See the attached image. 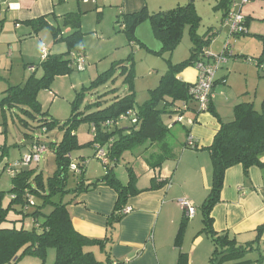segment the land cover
I'll return each instance as SVG.
<instances>
[{"label":"trees","instance_id":"16d2710c","mask_svg":"<svg viewBox=\"0 0 264 264\" xmlns=\"http://www.w3.org/2000/svg\"><path fill=\"white\" fill-rule=\"evenodd\" d=\"M232 1L222 0L221 5L217 7L226 11L225 20L229 16ZM146 21L151 22L156 37L162 43L161 51L156 52L159 55L163 52L173 53L181 43L184 29L188 26L192 42L189 58L179 64H173L168 60V71L162 76L158 87L150 91V99L141 106H136L135 103L133 72L128 67H123L124 70L128 69L124 73L127 74L126 82L130 83V94L117 97L103 110L85 113L81 119L77 118L76 107L73 105V115L64 126L45 118L46 114L42 111L38 96L41 91L50 90L57 77L71 74L77 58L85 59L84 53L79 50L83 43L81 15L79 13L66 15L62 27L72 30L68 36H64L61 29L51 25L45 17L24 23L31 27L35 34L48 29L54 42L65 43L67 51L62 54L49 53L46 58L42 55L37 68L28 65L32 73L30 78L24 85L9 87L0 106L4 112L5 107H17L33 120L40 117L38 121L41 128H46L48 132L58 126L64 130V136L60 143L40 145L46 148L45 152L49 149L55 155L56 171L48 180H44L43 174L38 172L37 168H31L37 163L17 169L12 177L8 175L12 188L8 192L0 191V264H17L27 254L35 255L44 261L50 250L55 251L54 264H112L109 257L106 261H99L92 251L94 247L105 251L111 239L107 236L105 240H97L80 234L73 226L69 206L75 202L79 194L88 192L99 184L112 188L117 193L115 212L108 222L109 234H112L116 225L125 216L123 212L129 199L141 192L137 189L138 174L134 165L126 166L129 178L127 184H123L115 174V169L123 156L128 153L135 155L142 148L146 155L149 154L146 161L143 157L148 169L162 168L166 162L177 159L176 150L180 142L178 139L176 141L177 136L173 130L177 124L181 125L184 122L176 121V117L185 118L186 115H192L193 123H196L197 117L205 113L199 110L198 101L191 93L193 84L178 79L183 71L196 67L197 62L203 58V52L212 42L209 32L204 36L198 35L201 18L194 4L189 3L156 13L143 10L127 16L122 14L118 16L117 23L121 25V30L127 35L128 41L135 45L137 29ZM39 69L42 71L41 77L36 75ZM104 77L108 79L110 74L106 73ZM101 82L102 79H99L96 84ZM212 98L206 112L218 118L213 110ZM123 117L127 118L122 120ZM166 117L169 118L170 124L165 120ZM133 119H137L138 123L133 124ZM80 122L92 125L91 130L94 133L92 142L83 145L78 142L75 130ZM126 122L130 123V127H123ZM220 125L221 128L208 149L213 165V184L202 207L204 231L212 236L215 245L209 264H226L243 259L256 250L254 245L260 243L264 232L263 225L257 231L256 241L241 247L237 246L235 240L226 235L218 236L213 231L211 212L220 202L227 170L241 165L245 176L248 177L251 167L264 166L261 162L264 157V113L256 111L252 103H242L235 107L234 119L228 123L220 122ZM35 146L39 144L35 142L28 154L33 152ZM88 146L94 147L95 157L98 156L99 147L106 150L108 158V162L103 163L106 173L91 184H88L85 178L87 163L84 159L75 160L72 156L73 152ZM25 155L5 166L3 172L7 173L10 166L22 160ZM73 163L79 168V173L71 170ZM1 175L0 173V177ZM71 176L78 177L76 186L72 188L69 186ZM165 184L166 182H162L156 188H163ZM7 195L10 200L6 204ZM48 209L49 212H45ZM11 212H15L20 218L9 222L8 216ZM186 221L188 219L185 217L181 230L186 226ZM7 223L11 225L7 227ZM257 262L264 264V259L261 258Z\"/></svg>","mask_w":264,"mask_h":264},{"label":"crops","instance_id":"0c3cea01","mask_svg":"<svg viewBox=\"0 0 264 264\" xmlns=\"http://www.w3.org/2000/svg\"><path fill=\"white\" fill-rule=\"evenodd\" d=\"M221 1L217 0V3L221 5ZM188 4L189 0H16L12 9L5 5L0 7V49L16 36L9 34V38H6L11 24L15 33L25 36V39L26 36L38 37L39 33L35 34L24 23L45 17L51 25L60 28L64 36H68L72 30L63 28L62 25L66 15L71 13L81 15L83 33V20L87 18L83 15L94 8L103 19L107 14H111L109 17L113 16L114 19L122 14L127 16L143 10L156 13ZM217 5L215 7L219 6ZM196 8L198 10L197 5ZM241 12L247 20V34L229 39V29L227 31L228 26L224 21L226 11L218 8V15H215L216 26L200 35L204 36L207 32L211 34L212 42L207 50L212 54L221 53L228 39L231 42L233 57L218 71L213 88L212 104L218 118L205 112L193 123L192 115H186L187 120L181 124L184 134L177 147L175 161H168L155 171L149 170L143 160L135 163V168H138L140 162L146 167L139 173L136 170L137 189L141 192L129 199L126 209L130 212L125 214L112 234H109L108 222L115 212L117 202V193L112 188L99 184L88 192L79 194L69 206L73 226L80 234L97 240H105L107 236L111 239L105 251L98 247L92 248L95 255L98 252L103 255V261L109 257L112 264H209L213 257L215 245L212 236L204 231L202 211L213 184V165L208 149L221 128L220 122L228 123L234 119L237 105H254L251 99L246 100L245 90L240 92V88L234 84L236 76L246 78V69L254 68L249 62L236 60L237 56L256 59V67L264 69V0L247 4ZM2 21L4 24L1 25ZM79 50H82L86 60L85 49L81 46ZM49 53L54 54L51 50ZM179 63L181 62L173 64ZM28 71L31 72L29 69ZM197 76V70L191 67L183 71L178 79L194 84ZM258 94L257 89L255 95ZM189 137H192L197 149L187 147ZM30 142L32 144L27 145L28 152L23 155L28 154L35 144L32 140L27 143ZM261 162L264 164V157ZM119 179L123 184L129 181L128 176L126 180ZM86 180L91 184L98 179L87 177ZM162 182H166L165 186L156 188ZM75 186L76 183L73 187ZM182 199H188L195 205L196 214L192 220L186 221V226L181 230L185 220L179 203ZM199 211L202 218L198 217ZM211 218L213 231L218 236L226 235L241 247L255 242L258 229L264 225V166L251 167L248 177L241 165L227 170L220 202L213 207ZM254 248L256 250L243 259L226 264H258L257 261L264 259V232L260 243L255 244ZM24 264L39 263L29 259Z\"/></svg>","mask_w":264,"mask_h":264},{"label":"rangeland","instance_id":"374dc122","mask_svg":"<svg viewBox=\"0 0 264 264\" xmlns=\"http://www.w3.org/2000/svg\"><path fill=\"white\" fill-rule=\"evenodd\" d=\"M189 3L192 1L189 0ZM193 4L195 8L196 5L198 6L196 11L201 18V26L197 32L198 35H202L208 28L216 26L215 15H218L216 13L218 8L215 6L219 3L217 0H193ZM110 15L107 14L103 19L95 8L83 15L87 17L86 20H83L85 25H83L82 43V48L86 53L85 70L79 71L77 65H74V71L71 74L57 77L50 90L40 92L38 101L47 120H54L60 126H64L73 115V105L76 107L77 118L81 119L85 113L103 110L110 106L117 97L121 98L130 94V83L126 82L127 74L124 73L128 69L132 70L134 75L133 89L136 106H141L150 99V91L158 87L162 76L168 71V60L178 63L189 58L192 42L188 26L184 29L183 39L176 50L173 53L163 52L159 55L156 52L161 51L162 43L156 37L150 21L139 26L136 32L135 46H133L128 41L127 35L122 32L121 25L117 23L118 18L114 17L113 19V16L109 17ZM2 23L4 24V21L1 22V25ZM98 27L101 28L98 29ZM228 29L229 27L227 31ZM15 32V28L11 24L6 32V38H9V34L16 36L9 43L2 45L0 49V103L6 97L5 91L9 87L24 85L32 75L28 71L30 67L28 65H33L36 68L40 65L43 45L54 54H62L67 51L65 43L53 42L54 39L48 30H42L38 37L26 36V39L25 36ZM239 59L241 62H249V65L254 69H246V78L236 76L234 84L238 86V89L240 88V92L245 90L246 100L251 99L254 102L256 111L264 113V69L261 66L256 67V59L237 56L236 60ZM252 60H254L253 64ZM123 67H128V69L124 70ZM106 73L110 74L108 79L104 77ZM36 75L40 77L41 71L38 70ZM99 79H102V82L97 85ZM257 89L259 94L255 95ZM4 109L5 112L0 106V173L2 174L0 191L8 192L12 188L11 179L7 173L3 172V168L28 152L29 146L26 143L29 140L33 139L37 144L44 146L60 143L64 136V130L55 126L47 132L46 128L40 127L41 123L38 121L40 117L37 120L30 119L17 107H5ZM165 120L168 123L169 118L166 117ZM123 127H130V123H124ZM91 128L92 125L86 122L78 124L75 133L81 145L94 140ZM173 131L177 136L176 141L178 139L180 142L184 134L182 126L177 124ZM95 152L94 147L88 146L73 152L72 156L75 160L84 159L87 163L85 173L88 174L86 173V176L97 180L106 173V169L102 160L98 156L95 157ZM145 152L141 148L135 155L125 154L115 169L117 177L126 180L128 176L126 166H135V163L143 160V157H145L144 160L148 159L149 154L146 155ZM31 168H37L38 172L43 174L44 180H48L56 171L54 153L48 149L47 152L41 154L39 162L33 164ZM145 169V165L140 162L135 170L139 173ZM76 179L78 177L71 176L69 181L71 188L75 185ZM9 200L10 197L7 195L5 203H9ZM45 212H49V209ZM199 216L201 217L200 211L198 212ZM19 218L20 216L15 212H11L8 216L9 222ZM9 225L11 224H6L7 227ZM96 256L99 261H103L102 254L98 252ZM29 259L35 260L39 264H54L55 251L50 250L44 261L35 255L27 254L17 264L27 263Z\"/></svg>","mask_w":264,"mask_h":264},{"label":"built area","instance_id":"2783aa9c","mask_svg":"<svg viewBox=\"0 0 264 264\" xmlns=\"http://www.w3.org/2000/svg\"><path fill=\"white\" fill-rule=\"evenodd\" d=\"M16 0H0V5H7L9 9H12L14 2ZM95 1V0H94ZM255 0H233L232 9L230 10L229 16L225 20L226 25L229 27V39L230 37L247 34L246 19L241 9L247 4ZM234 8L237 10H234ZM228 41L225 44L224 50L220 54H212L208 50L203 52V58L201 61L197 62L195 69L197 70L198 76L196 82L193 84L191 93L194 95L199 104V110L201 112L208 111L209 104L213 94V88L216 82V76L218 71L228 62V59L233 57L231 52V42ZM49 54V51L46 47H42L43 58H46ZM76 65L79 71L85 70V59L79 57L76 59ZM33 70V69H31ZM127 117H123L122 120H125ZM133 124H137L138 120L133 119ZM176 121L184 122L185 118L181 116L176 117ZM95 131V130H94ZM187 146L191 149H197L196 144L192 137L188 138ZM98 158L102 160L104 164L108 162L107 152L104 149L98 147ZM46 151L44 146H35L33 152L28 155H25L22 160L17 161L7 171L9 176H13L17 169L28 167L32 163H38L42 153ZM14 169V170H13ZM71 170L79 173V168L76 164L71 165ZM181 208L185 217L188 220H192L196 214L195 205L188 199H182L179 201ZM129 209L124 210V214L129 213Z\"/></svg>","mask_w":264,"mask_h":264},{"label":"water","instance_id":"95a60500","mask_svg":"<svg viewBox=\"0 0 264 264\" xmlns=\"http://www.w3.org/2000/svg\"><path fill=\"white\" fill-rule=\"evenodd\" d=\"M29 144H32L31 142L30 143H26V145H29Z\"/></svg>","mask_w":264,"mask_h":264}]
</instances>
